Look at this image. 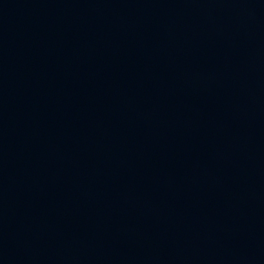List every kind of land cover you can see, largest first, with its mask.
Returning <instances> with one entry per match:
<instances>
[{"label":"water","instance_id":"water-1","mask_svg":"<svg viewBox=\"0 0 264 264\" xmlns=\"http://www.w3.org/2000/svg\"><path fill=\"white\" fill-rule=\"evenodd\" d=\"M264 125V0H129Z\"/></svg>","mask_w":264,"mask_h":264}]
</instances>
